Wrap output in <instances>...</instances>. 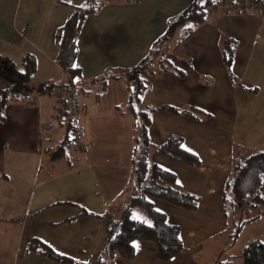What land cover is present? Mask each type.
Returning a JSON list of instances; mask_svg holds the SVG:
<instances>
[{
	"label": "crops",
	"instance_id": "crops-1",
	"mask_svg": "<svg viewBox=\"0 0 264 264\" xmlns=\"http://www.w3.org/2000/svg\"><path fill=\"white\" fill-rule=\"evenodd\" d=\"M191 1L111 2L86 17L75 59L82 91L77 133L55 108L53 98L42 97L26 106L17 96L24 92L12 94L0 129V264H67L28 250L34 238L79 263L98 264L106 255L110 220L134 193L132 147L134 123L139 122L137 113L126 110L125 72L139 63L171 18ZM84 2L20 0L19 17L17 0H0V19L6 14L0 54L13 61L14 55L22 59L26 52H34L63 70L55 61L54 33L72 5ZM182 30L179 27L176 34L182 35ZM177 39H172L167 58L183 75L169 71L145 75L150 88L141 105L192 110L194 116L154 110L148 136L154 145L180 137L183 147L198 156L197 166L157 153H151L150 160L173 172L183 190L200 197L199 205L190 211L149 198L179 226L183 250L161 260L153 243L140 240L134 244L139 247L133 258L118 257L115 264H230L231 259L219 260L220 251H213L216 242H210L227 227L223 188L233 150L264 148V14L213 8L204 22ZM39 67L37 58L33 83H55L53 75L39 78ZM102 75L107 76L105 87L97 79ZM116 75L119 78H111ZM6 86L0 81V92ZM45 122L54 126L50 141L43 142L40 127ZM76 134L84 146L81 150L70 142ZM65 139V149L56 153ZM48 148L56 152L47 153ZM251 239L264 241L256 235L245 242Z\"/></svg>",
	"mask_w": 264,
	"mask_h": 264
},
{
	"label": "trees",
	"instance_id": "trees-1",
	"mask_svg": "<svg viewBox=\"0 0 264 264\" xmlns=\"http://www.w3.org/2000/svg\"><path fill=\"white\" fill-rule=\"evenodd\" d=\"M140 1L142 0H85L83 4L72 5L71 13L54 33L58 48L55 61L67 73L64 83L34 84L33 76L37 68V59L33 53L26 52L22 56L21 70L15 67L9 57L0 54V81L7 84L6 88L0 92V129L6 121V108L11 101L12 94L37 92L50 87H81L79 84L81 71L75 65L78 53L77 38L88 15L95 14L107 3ZM214 1L216 0H192L182 12L171 18L165 31L158 36L139 63L125 72L129 77V79L127 78L129 96L126 110L130 113H137L139 116L138 125L134 123L135 135L132 147L134 193L121 206L118 216H112L105 248L106 255L99 258L98 264H115L114 260L118 257L133 258L135 255L134 244L140 240L153 243L157 250V257L161 260L171 259L183 250V244L179 237V226L170 223L167 215L158 210L149 198L160 199L183 209L195 211L198 208L200 197L183 190L177 183L176 175L152 162L150 154L157 153L174 161L193 166L199 165L200 160L196 154L183 147L180 137L170 136L161 144H152L149 140L148 128L150 114L157 109L188 116L194 115L192 110L187 108L169 105L155 108L141 105L143 95L150 88L149 82L144 79V76L164 71L183 75V72L176 69L167 58L171 41L175 38L181 39L185 33L204 22L210 5ZM179 27L183 28V33L180 36L176 34ZM225 55V59L229 63L231 55L228 51ZM111 78H119V76H111ZM97 79L102 80L103 87H105L107 76L102 75ZM60 113L64 115V113ZM70 128L73 129L71 122ZM67 141L68 139L63 141L56 153L65 149L64 144ZM262 205H264V148L251 151L236 146L232 155L231 172L223 188L224 213L226 220L228 219L224 232L229 237V245L236 241L247 223L260 218L264 211L261 209L256 211L255 208ZM135 208L142 210L145 217L134 218L132 214ZM229 213L230 217L228 218ZM28 250L38 251L67 264H87L76 262L68 256L60 254L38 238L29 242ZM239 256L243 264H264V241L259 239L247 241Z\"/></svg>",
	"mask_w": 264,
	"mask_h": 264
},
{
	"label": "built area",
	"instance_id": "built-area-1",
	"mask_svg": "<svg viewBox=\"0 0 264 264\" xmlns=\"http://www.w3.org/2000/svg\"><path fill=\"white\" fill-rule=\"evenodd\" d=\"M213 8L235 12H249L251 10H258L264 14V0H216L210 5L209 10ZM17 96L24 99L26 106L33 105L34 103L40 101L42 97L49 96L53 98L55 108L64 113V115L69 118L73 131H75V133L78 132L76 120L82 112L80 105L81 89L79 87H50L37 92H24V95L20 93ZM53 126L54 122H45L41 124L40 132L43 142L50 141L51 137L49 133ZM70 142H74L80 150L84 148L78 134H76V136L70 140ZM55 152L56 148L47 149V153L52 155Z\"/></svg>",
	"mask_w": 264,
	"mask_h": 264
},
{
	"label": "rangeland",
	"instance_id": "rangeland-1",
	"mask_svg": "<svg viewBox=\"0 0 264 264\" xmlns=\"http://www.w3.org/2000/svg\"><path fill=\"white\" fill-rule=\"evenodd\" d=\"M19 4H20V0H17L16 12L18 10V16L20 17L21 7H19ZM5 17H6V14H3L1 19H0V31L1 32L3 31V28L1 25L3 24V20L5 19ZM13 29L16 32V30H18L19 28L16 27ZM10 32H12V31H10ZM30 53H33L35 55L36 59L38 58L40 67H39L37 75L39 78L43 77V75H45V74L46 75H53L54 77L55 76L57 77V78L55 77V79H56L55 84H60V83L66 82V77L64 75L63 70L57 69V68L51 66L47 62V60L44 57H41L39 54H37V53L35 54L34 52H30ZM13 61H14L16 68L22 67V59L21 58H16L14 55ZM127 78L129 79L128 76H127ZM125 82H126V79H125ZM46 98H48V97H46ZM136 108H138V106H136ZM134 116H135V119L137 120V122H139L138 114H134ZM62 117L65 118V116H62ZM258 209H261L262 211H264V205L258 206L257 208H255L256 211ZM132 215L134 218H137V219H141L142 218L141 216L145 217L144 212L142 210H140L139 208H135L133 210ZM227 216L229 218L230 213ZM229 221H231V219H229ZM259 222L260 223H255V221H253V222L249 223V225L247 223L242 229V230H244L245 227L247 228L243 232V235H240L242 232L241 231L238 238L236 239V241L231 245H229V242H228L229 237H227L226 232L222 233V235H219V237L217 239H215L214 241H211L210 244H215V242H216V244L213 246L214 247L213 251H215L216 249H218L220 251V255L217 256V257H219V260L221 262H225L227 259H229V260L231 259L230 264L238 263L239 260H241V257L239 256L240 251H241L242 247L245 245V243L248 241L247 240L245 242V240L248 238L254 237L256 235L264 237V213H262V215L260 216Z\"/></svg>",
	"mask_w": 264,
	"mask_h": 264
},
{
	"label": "snow or ice",
	"instance_id": "snow-or-ice-1",
	"mask_svg": "<svg viewBox=\"0 0 264 264\" xmlns=\"http://www.w3.org/2000/svg\"><path fill=\"white\" fill-rule=\"evenodd\" d=\"M189 27H191V25H189ZM189 151H191L190 149H189ZM177 183H179V181H177ZM135 247H139V245H135Z\"/></svg>",
	"mask_w": 264,
	"mask_h": 264
}]
</instances>
